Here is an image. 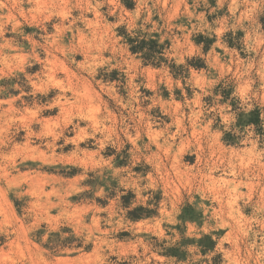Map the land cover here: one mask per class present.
Returning <instances> with one entry per match:
<instances>
[{
	"label": "rangeland",
	"instance_id": "obj_1",
	"mask_svg": "<svg viewBox=\"0 0 264 264\" xmlns=\"http://www.w3.org/2000/svg\"><path fill=\"white\" fill-rule=\"evenodd\" d=\"M263 190L264 0L0 1V264H264Z\"/></svg>",
	"mask_w": 264,
	"mask_h": 264
},
{
	"label": "bare ground",
	"instance_id": "obj_2",
	"mask_svg": "<svg viewBox=\"0 0 264 264\" xmlns=\"http://www.w3.org/2000/svg\"><path fill=\"white\" fill-rule=\"evenodd\" d=\"M1 1V0H0ZM42 5H44V4H42ZM12 10V9H11ZM15 10V9H14ZM51 61V60H50ZM169 142V141H168ZM167 146V145H166ZM166 146H164V148L166 147ZM168 147V146H167ZM167 147H166V149H167ZM224 156V155H223ZM175 163V162H174ZM220 164V163H219ZM202 175V174H201ZM232 179V178H231ZM249 180V179H248ZM264 191V190H263ZM251 194V193H250ZM264 199V198H263ZM223 209V208H222ZM260 224V223H259ZM238 247V246H237ZM250 251V250H249ZM238 263V262H237Z\"/></svg>",
	"mask_w": 264,
	"mask_h": 264
}]
</instances>
